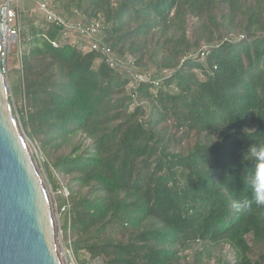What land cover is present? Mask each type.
Masks as SVG:
<instances>
[{"label": "trees", "instance_id": "16d2710c", "mask_svg": "<svg viewBox=\"0 0 264 264\" xmlns=\"http://www.w3.org/2000/svg\"><path fill=\"white\" fill-rule=\"evenodd\" d=\"M48 1L100 22L139 71L168 72L129 91L98 53L54 48L44 20L20 31L18 117L65 178L56 200L76 264H264V207H232L251 197L249 149L264 147V0Z\"/></svg>", "mask_w": 264, "mask_h": 264}, {"label": "water", "instance_id": "95a60500", "mask_svg": "<svg viewBox=\"0 0 264 264\" xmlns=\"http://www.w3.org/2000/svg\"><path fill=\"white\" fill-rule=\"evenodd\" d=\"M0 264H62L50 200L13 113L1 58Z\"/></svg>", "mask_w": 264, "mask_h": 264}, {"label": "built area", "instance_id": "2783aa9c", "mask_svg": "<svg viewBox=\"0 0 264 264\" xmlns=\"http://www.w3.org/2000/svg\"><path fill=\"white\" fill-rule=\"evenodd\" d=\"M22 1L33 2L36 12L41 15L45 23L58 31L59 39L51 42L54 48L62 44H70L83 53H98L101 58L96 61V65L104 61L109 68L122 73L128 80L127 89L129 91L141 84H150L152 88L157 89L161 81L168 77L166 71L161 72L158 77L151 73H143L136 68L131 58L116 57L101 40L100 22L82 24L68 21L53 12L48 0H0V58L4 60L5 74L11 40L20 37L21 26L17 6ZM62 209L66 210V208Z\"/></svg>", "mask_w": 264, "mask_h": 264}, {"label": "rangeland", "instance_id": "374dc122", "mask_svg": "<svg viewBox=\"0 0 264 264\" xmlns=\"http://www.w3.org/2000/svg\"><path fill=\"white\" fill-rule=\"evenodd\" d=\"M29 5H30L29 1H22L18 4V9L20 10V12H22L25 9H27ZM42 20L43 19L41 15L36 12L35 7L31 9L30 14H25L24 17L19 16V23H20L21 29H25V30H28L29 28L28 26L31 23L34 25L35 28H44L45 26L42 24ZM20 40H21V37L11 40L9 53L6 59L5 79L8 85L10 102H11L13 113L15 114V117L17 119V123L19 125L20 131L25 138V141L28 145V148L32 156L34 157L36 167L38 168V171L45 185L46 192L50 200L52 216H53L55 227H56L58 253H59L61 262L62 264H76L73 256L71 255L70 252L69 253L67 252V248H66L70 243L69 235L62 233L60 230L61 218L58 213L60 202L56 200L57 199L56 195L67 199L68 191L65 188V185H66L65 178L60 176L58 173H56L55 170L52 169V167L49 168V165H48L49 170L46 171L45 166H44V163L46 162L45 156L42 154V151L40 147L38 146V143L35 140L27 136L25 130L22 127L21 120L18 117L19 111L21 110L25 111L24 100L20 99V97L23 96L21 93V80H20L21 78L20 56H21V51L23 50V48L20 45L21 43ZM202 62H203V59H202ZM151 74L157 77L159 76V74H156L155 71L154 72L151 71ZM48 174H50V178L52 180L49 179ZM55 187L58 189V192L55 191L54 189ZM67 209L68 207H66V210ZM220 251L222 253H225L224 249H220ZM88 264H102V262L100 259H95Z\"/></svg>", "mask_w": 264, "mask_h": 264}, {"label": "clouds", "instance_id": "9594fccd", "mask_svg": "<svg viewBox=\"0 0 264 264\" xmlns=\"http://www.w3.org/2000/svg\"><path fill=\"white\" fill-rule=\"evenodd\" d=\"M253 159L259 163L255 171L248 175L247 182L251 189V197L234 200L232 207L237 212H245L252 206L253 201L257 206L264 207V147H251L249 149Z\"/></svg>", "mask_w": 264, "mask_h": 264}]
</instances>
